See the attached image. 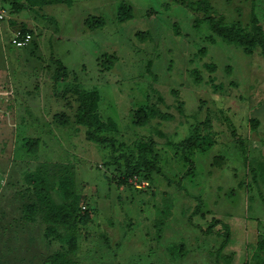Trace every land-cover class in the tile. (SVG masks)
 <instances>
[{
	"label": "rangeland",
	"instance_id": "obj_1",
	"mask_svg": "<svg viewBox=\"0 0 264 264\" xmlns=\"http://www.w3.org/2000/svg\"><path fill=\"white\" fill-rule=\"evenodd\" d=\"M188 1L192 9L180 0H0V264H53L66 250L46 236L45 208L28 181L40 169L56 203L72 174L83 209L96 211L78 231V264H264V57L259 47L248 55L225 42L208 23L249 28L254 14L264 29V0H206L209 10ZM124 4L133 13L121 21ZM91 16L105 26L91 30ZM22 27L34 40L16 48L11 38ZM75 89L99 91L105 133L123 148L117 155L134 152L136 141L155 143L162 174L142 193L118 184L125 158L108 165L110 147L75 124ZM146 107L155 118L137 125ZM207 120L217 143L196 153L186 175L173 145ZM24 137L38 139L34 154ZM223 224L230 242L220 252Z\"/></svg>",
	"mask_w": 264,
	"mask_h": 264
},
{
	"label": "trees",
	"instance_id": "obj_2",
	"mask_svg": "<svg viewBox=\"0 0 264 264\" xmlns=\"http://www.w3.org/2000/svg\"><path fill=\"white\" fill-rule=\"evenodd\" d=\"M52 1L55 2L58 0ZM180 1L192 9L193 5L188 0ZM43 3H45V0H43ZM196 5L197 8L198 6H202L204 9L209 10L208 2L206 0L198 1ZM132 13V7L129 5L124 4L119 8V17L121 21L128 20L132 17ZM86 22L91 30H98L105 26V19L103 17L91 16L87 18ZM201 23L202 22L199 20L195 21V26L199 27L201 26ZM208 23L210 30L214 34L220 36L225 42L241 47L248 55H252L254 49L259 47L261 49V54L264 57V29L254 14L251 17L249 28H242L238 24L228 25L225 24L222 19L216 20L212 17L209 18ZM21 30L33 34L31 30L26 29L25 27H22ZM210 40L213 42V36L210 37ZM58 65L59 66L55 71V78L57 80L60 77L61 68H65L61 62H58ZM74 92L77 95L79 102V112L75 124L86 127L85 136L88 141L98 143L103 148L110 147L112 161L111 163H108V165L117 164L120 158H125L124 166L117 169L119 174L118 184L126 186L128 190L142 193L143 189L136 188L130 181L134 177H138L141 180H146L149 183L148 186H150L152 174H162L160 155L155 151V143L152 141L147 143L145 140L136 141L134 152L124 151L120 155H117L116 153L123 148L116 146L117 139L115 136L112 134L106 135L105 133V123L98 114V103L100 99L99 91L75 89ZM138 112L141 116L137 118L135 117L137 125L146 124L155 118L150 117V115H154L151 108L149 109L146 107V109H142ZM57 119L59 120L58 117ZM62 119L63 118H61V120ZM227 119L229 118L227 117ZM251 121L257 123L256 120ZM65 122L67 123L68 120L64 119L62 123ZM108 124L112 128L115 126L112 120H108ZM22 142V148H24L28 154H34L36 152L38 146L37 138L24 137ZM216 143L217 132L207 120L201 127L197 125L193 134L189 138L181 142L179 145H173L179 151L183 162L189 164L186 175L194 170V157L196 153L205 152L215 146ZM241 154L244 157L247 167L251 168L248 158V149L243 143L241 144ZM44 175L43 169H40L39 174L29 178L28 181L30 184L34 185V189L36 190L35 196L38 203L45 208L43 221L47 225L46 236L51 238L56 235L66 248L65 252L58 253L55 256L53 264H78L71 257L78 251V231L81 228H88L94 223L96 211H93L89 205L83 209L84 198L73 190L74 179L72 174L70 176H65V180L59 183V189L61 190L64 199V203L62 204L56 203L51 196ZM35 209L36 205H29V211L35 212ZM201 210L202 203L199 202L193 214L196 215L201 213ZM216 222L217 221H212L205 232L210 233L215 227ZM60 227L66 232L64 236H61L59 233ZM223 227L225 228V231L219 248L220 252L224 251L230 242V232L226 225L223 224Z\"/></svg>",
	"mask_w": 264,
	"mask_h": 264
},
{
	"label": "built area",
	"instance_id": "obj_3",
	"mask_svg": "<svg viewBox=\"0 0 264 264\" xmlns=\"http://www.w3.org/2000/svg\"><path fill=\"white\" fill-rule=\"evenodd\" d=\"M5 16L6 15L4 13H0V20H3ZM32 41L33 34L28 31H23L21 29L13 32L11 38V44L16 48H26L32 43ZM130 182L138 189L145 188L149 185L146 180H141L138 177H134Z\"/></svg>",
	"mask_w": 264,
	"mask_h": 264
},
{
	"label": "crops",
	"instance_id": "obj_4",
	"mask_svg": "<svg viewBox=\"0 0 264 264\" xmlns=\"http://www.w3.org/2000/svg\"><path fill=\"white\" fill-rule=\"evenodd\" d=\"M5 94V93H4Z\"/></svg>",
	"mask_w": 264,
	"mask_h": 264
}]
</instances>
